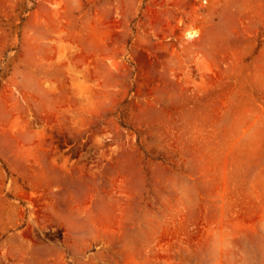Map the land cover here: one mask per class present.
<instances>
[{"label":"rangeland","instance_id":"obj_1","mask_svg":"<svg viewBox=\"0 0 264 264\" xmlns=\"http://www.w3.org/2000/svg\"><path fill=\"white\" fill-rule=\"evenodd\" d=\"M0 264H264V0H0Z\"/></svg>","mask_w":264,"mask_h":264},{"label":"bare ground","instance_id":"obj_2","mask_svg":"<svg viewBox=\"0 0 264 264\" xmlns=\"http://www.w3.org/2000/svg\"><path fill=\"white\" fill-rule=\"evenodd\" d=\"M189 34L190 35H195L196 34V31H190Z\"/></svg>","mask_w":264,"mask_h":264}]
</instances>
